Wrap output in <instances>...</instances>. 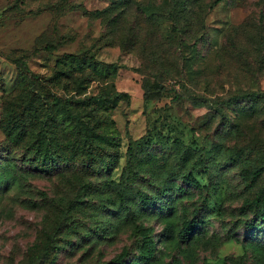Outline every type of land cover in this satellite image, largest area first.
I'll use <instances>...</instances> for the list:
<instances>
[{"label": "rangeland", "instance_id": "1", "mask_svg": "<svg viewBox=\"0 0 264 264\" xmlns=\"http://www.w3.org/2000/svg\"><path fill=\"white\" fill-rule=\"evenodd\" d=\"M177 1L192 5L188 24L173 18V0H0V151L3 123L38 87L32 78H50L63 54L113 64L115 90L130 95L112 112L120 159L110 177L31 174L23 147H11L0 264H264V222L248 206L264 174L252 187L241 176L264 167V101L252 96L264 93V0ZM145 83L164 90L147 100ZM101 89L92 82L87 95ZM142 138L148 146L133 150L127 169V148ZM134 193L151 199L146 208Z\"/></svg>", "mask_w": 264, "mask_h": 264}, {"label": "trees", "instance_id": "2", "mask_svg": "<svg viewBox=\"0 0 264 264\" xmlns=\"http://www.w3.org/2000/svg\"><path fill=\"white\" fill-rule=\"evenodd\" d=\"M199 0H192V3ZM173 6L179 8L175 20L181 18L185 24L190 21V5L173 0ZM45 51L52 47L46 46ZM19 66L25 67L21 58L10 59ZM117 68L113 64L98 61L89 51L77 54H63L56 62L55 72L48 78H32V84L38 86L19 108V112L7 123H3L2 132L6 137L4 152L7 158L0 160V185L9 175L15 174L16 164L8 157L11 147H23V164L31 174L52 175L60 167L72 170H84L96 173L98 177H110L117 168L120 159L119 137L112 120V112L121 104H128L130 95L117 92L114 87ZM31 74V73H30ZM34 77V76H33ZM92 82H98L102 88L98 94L87 95ZM164 90L161 84L145 83L144 97L150 100ZM253 100L264 101V93H252ZM148 144L140 139L129 144L127 169L131 168L134 159L133 150L146 147ZM164 146V145H163ZM186 155V151H184ZM87 169V170H86ZM264 174V167L242 169L241 176L249 187H252ZM100 175V176H99ZM128 180V178L126 179ZM187 185L199 188V184L190 174L183 175ZM163 188L164 194H171L174 187ZM107 187H119L109 180ZM123 190V189H122ZM119 195L120 206L128 211L130 202L125 193ZM133 201L140 199L142 208H146L151 199H141V194L134 193ZM249 208L256 210L259 222H264V187L258 196L248 203ZM197 227L194 220L183 224L178 238L187 241ZM148 249V248H147ZM144 249V254L151 253Z\"/></svg>", "mask_w": 264, "mask_h": 264}]
</instances>
